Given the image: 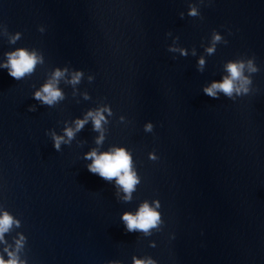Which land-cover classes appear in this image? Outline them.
<instances>
[{
	"label": "water",
	"instance_id": "1",
	"mask_svg": "<svg viewBox=\"0 0 264 264\" xmlns=\"http://www.w3.org/2000/svg\"><path fill=\"white\" fill-rule=\"evenodd\" d=\"M18 50L40 62L14 79ZM229 63L239 94L209 97ZM49 82L51 106L34 98ZM117 149L130 193L88 170ZM145 203L160 221L129 232ZM5 214L6 264H264V0H0Z\"/></svg>",
	"mask_w": 264,
	"mask_h": 264
},
{
	"label": "clouds",
	"instance_id": "2",
	"mask_svg": "<svg viewBox=\"0 0 264 264\" xmlns=\"http://www.w3.org/2000/svg\"><path fill=\"white\" fill-rule=\"evenodd\" d=\"M189 15H196V11L193 9L190 11ZM214 42L220 40L219 36L213 37ZM214 47L207 49L209 54L214 52ZM40 62L39 57L35 53H28L25 50H18L17 52L8 54V63L3 65L9 69L8 75L14 79H20L25 74L33 72L36 64ZM203 65V60L199 61ZM242 63H229L227 65V71L229 76L224 78L222 83H213L210 87L204 89V93L209 97H216V92L220 91L225 94V96L231 97L233 91L235 90L239 94V88L234 87V81L241 79V72L243 69ZM256 69H252L255 71ZM62 75L61 72L57 71L54 76L59 78ZM79 79V73H77L72 80V83H77ZM244 83L249 81L244 80ZM246 91V89H244ZM34 98L42 101V103L49 106L53 105L55 102L63 98L61 91L55 87L54 83H46L41 91H38L34 94ZM89 117H92L94 128L99 130L101 126V121L104 120V117L100 112L88 113ZM87 119V118H86ZM85 121H77V130H79ZM150 126H148L149 130ZM65 135L69 138L73 136V131L68 129L65 131ZM54 139V148L59 149L61 143L60 137H53ZM99 143V141H97ZM86 159H92L93 163L89 166V172L98 174L101 178L105 180H111L116 178V182L120 185L126 193H130L134 190V185L138 183L135 174L131 171V158L125 152L124 149H117L111 153H105L100 156H96L95 152L89 153ZM159 205H157L158 207ZM122 220L126 223L127 230L129 232L133 230H141L148 232L149 229L157 226L160 221V214L151 209L147 203L143 204L138 213L133 216L131 214H124ZM12 219L7 214L0 218V233H3L11 225ZM0 264H6V262L0 259ZM7 264H16L15 260H9ZM136 264H143L141 261H137Z\"/></svg>",
	"mask_w": 264,
	"mask_h": 264
}]
</instances>
